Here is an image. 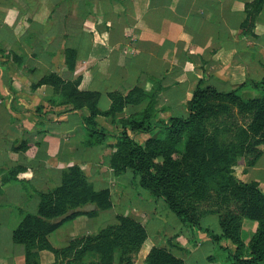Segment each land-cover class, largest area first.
<instances>
[{"label": "crops", "instance_id": "obj_1", "mask_svg": "<svg viewBox=\"0 0 264 264\" xmlns=\"http://www.w3.org/2000/svg\"><path fill=\"white\" fill-rule=\"evenodd\" d=\"M253 1L0 0V264H27L25 246L14 242L13 232L24 216L37 213L38 193L58 187L75 165L90 168L91 184L110 191L113 207L63 223L48 236L53 249L94 235L121 215L140 221L148 233L136 264H146L154 246L193 264L190 256L212 239L205 233L192 237L180 230V221L164 227L170 213L158 209L160 200L149 199L146 208L147 199L132 196L129 171L117 176L111 167L123 127L98 116L97 131L108 137L105 144L94 141L86 121L90 111L77 109L66 95L97 93L104 113L112 108V93L128 96L140 88L155 96L159 117L167 119L187 114L203 80L232 90L263 79L264 4L255 25H248ZM243 27L251 32L242 33ZM45 78L50 82L40 84ZM242 94L257 96L254 90ZM149 103L128 105L116 120L143 112ZM151 137L131 134L142 145ZM241 180L264 191V151ZM36 252L39 264L57 263L53 252ZM96 260L88 255L84 263Z\"/></svg>", "mask_w": 264, "mask_h": 264}, {"label": "trees", "instance_id": "obj_2", "mask_svg": "<svg viewBox=\"0 0 264 264\" xmlns=\"http://www.w3.org/2000/svg\"><path fill=\"white\" fill-rule=\"evenodd\" d=\"M264 0H254L248 7L247 24L255 25ZM242 33L251 29L243 27ZM45 78L40 84H47ZM58 86V82H54ZM74 90V89H73ZM244 90H254L252 99L242 97ZM67 93L77 109L87 108L86 118L90 138L105 144L108 133L97 131L98 116L112 117L123 127L117 138L111 167L118 176L132 172L139 177V187L155 200H162L184 227L207 234L213 242L231 241L236 249L232 264H264V191L257 182H243L241 176L254 167L264 151V78L246 80L232 90L198 85L188 101V112L182 117L161 119L155 108V96L135 88L128 96L110 95V111L97 108L99 94ZM143 112L117 121L128 105L149 101ZM228 114L236 128L235 140L220 143L221 124L215 123L213 132L208 121ZM224 132V130H223ZM132 133L152 135L144 145L131 138ZM90 168L75 165L62 176L61 184L53 190L38 193L36 214L24 216L13 232L15 243L25 246L27 264H39L36 251L49 250L56 257L55 264H85L90 255L97 260L91 264H136L137 255L148 240L142 223L129 216H117L116 222L98 233L74 239L61 250L51 247L48 236L63 223L80 216H95L113 207L108 189L97 191L90 182ZM214 196L220 233L203 227L206 213H197L192 203ZM94 206L91 212L83 209ZM244 220L256 224V231L248 244L242 238ZM226 248V247H225ZM233 251V250H232ZM233 253V252H232ZM146 264H186L167 248L154 246L146 257Z\"/></svg>", "mask_w": 264, "mask_h": 264}, {"label": "rangeland", "instance_id": "obj_3", "mask_svg": "<svg viewBox=\"0 0 264 264\" xmlns=\"http://www.w3.org/2000/svg\"><path fill=\"white\" fill-rule=\"evenodd\" d=\"M228 116H229L228 114H224L223 116H220L218 120L213 119L211 117V119H209L207 123L208 128L211 132H213L216 127L215 123L221 124V125H218L221 127L219 130L221 131L219 135L220 143L226 144V143L233 142L235 140L234 136L237 131L235 127L233 128L234 121L230 119ZM128 179L130 182L129 189H130L131 195L132 196L134 195L143 196V198L147 199V202L142 203L143 206L146 208H151L149 207L150 202L148 200L149 199L155 200V199L152 198V196L149 193L145 192L139 187V177L134 175L132 172H129ZM160 201L161 202H159L158 209L161 210L162 213L164 210H167L168 213H170L168 215V218L166 219V222L164 223L165 225L164 227H166V225L173 226L174 224L179 222L177 216L172 211L168 210L166 204L162 200ZM192 208H195L197 213H206V215L204 216L202 220L203 227H208L211 230H213V232L220 233L218 215L216 213H207L211 211H217L218 209L214 196L210 198L209 200H200V201H196L195 203H192ZM245 221H250V220L243 221L242 238L246 242V244H248L256 231V224L254 228H252V226L249 225V222H246V224H244ZM159 224L160 223L158 222L154 223V225H159ZM152 229L153 228L150 226L149 232H151ZM181 229L186 230L187 234H190L194 238L197 237L199 233H202L199 230H195V229L192 230V229H189V228H186L180 225V230ZM177 230H179V228ZM235 249H236V246L231 241H224L220 245L215 242L209 243V244L206 243L202 245L201 248L195 254L190 256V262L193 264H209V263L211 264H232V255L234 254ZM209 256H212L211 257L212 259H209L208 258Z\"/></svg>", "mask_w": 264, "mask_h": 264}]
</instances>
